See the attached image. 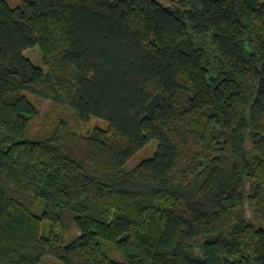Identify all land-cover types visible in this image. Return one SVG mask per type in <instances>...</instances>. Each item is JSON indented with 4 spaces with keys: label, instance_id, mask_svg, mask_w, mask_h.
Wrapping results in <instances>:
<instances>
[{
    "label": "trees",
    "instance_id": "obj_1",
    "mask_svg": "<svg viewBox=\"0 0 264 264\" xmlns=\"http://www.w3.org/2000/svg\"><path fill=\"white\" fill-rule=\"evenodd\" d=\"M46 256L264 264V0H0V264Z\"/></svg>",
    "mask_w": 264,
    "mask_h": 264
},
{
    "label": "rangeland",
    "instance_id": "obj_2",
    "mask_svg": "<svg viewBox=\"0 0 264 264\" xmlns=\"http://www.w3.org/2000/svg\"><path fill=\"white\" fill-rule=\"evenodd\" d=\"M7 2L10 6H15L18 4L19 0H7ZM169 2H171V0H165V4H168ZM24 54L33 62L34 65L44 67L38 46H34L25 50ZM28 97L37 107L36 116L28 124V131L32 137L36 136L39 132L45 131L47 128L49 129V127L52 125V122H54V120L57 118L66 119L71 126L79 127V129L83 132H87L94 126H105V123L99 119H91L87 123L79 122L74 110L63 104H57L50 101L49 99L31 94H28ZM157 145L158 143L156 140H153L152 142L148 143L142 150H140L130 159L126 167H133L140 161L150 157L155 152ZM247 215L253 222H257L251 209L247 211ZM64 217V222L66 226L65 241L69 243L74 238L76 228L73 222V214L70 211H67ZM42 264L62 263H60L58 260L51 256H46L43 258Z\"/></svg>",
    "mask_w": 264,
    "mask_h": 264
},
{
    "label": "crops",
    "instance_id": "obj_3",
    "mask_svg": "<svg viewBox=\"0 0 264 264\" xmlns=\"http://www.w3.org/2000/svg\"><path fill=\"white\" fill-rule=\"evenodd\" d=\"M159 1H161L162 3H164V4H165V0H159Z\"/></svg>",
    "mask_w": 264,
    "mask_h": 264
}]
</instances>
